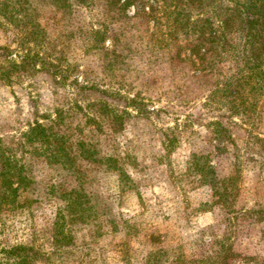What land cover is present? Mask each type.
Instances as JSON below:
<instances>
[{
	"label": "trees",
	"instance_id": "trees-1",
	"mask_svg": "<svg viewBox=\"0 0 264 264\" xmlns=\"http://www.w3.org/2000/svg\"><path fill=\"white\" fill-rule=\"evenodd\" d=\"M50 2L54 9L72 12L69 0ZM225 2L228 6L218 5ZM27 4L28 10L33 8L30 0H17L14 8ZM9 7V0H0V13H7ZM131 8L132 16L128 14ZM103 12L104 22L90 30L85 26L79 29L83 39L93 42L90 47L95 55L100 53L103 57L96 64L103 68V74L111 73L119 86L125 85L121 84V77H129L149 92L151 84L157 80L164 82L168 90L159 91L158 95L170 94V100L186 108L188 114L185 120L178 119L174 127L158 128L151 118L153 112L147 108L149 100L140 98L142 94L129 99L96 85L93 92L98 98L92 103L84 107L74 101L73 107L66 109L69 102L60 103L59 91H53L57 96L53 102L61 106H51L42 116L44 123L28 124L17 145L24 156L29 155L31 165L44 159L63 170L64 175L52 182L50 189L47 185L46 191L53 200L65 202V210L60 208V218L53 224V238L58 231L61 234L60 227L63 233L68 224L93 218V237H98V242L107 233L125 235L126 240L114 245L128 264H133L135 242L146 249L143 264H264V205L255 202L253 209L245 210L237 200L249 165L252 168H247L248 172L256 181L254 195L262 192L259 186L264 184V0H105ZM108 39L113 43L111 49L106 45ZM42 42L46 43V38ZM0 57H4V52ZM26 60H22L21 70H26ZM141 65L145 68H139ZM125 66L128 70L120 73ZM88 73L87 69L84 74ZM53 76L58 79V73ZM3 77L7 78L6 73ZM126 83L128 91L134 89L133 84ZM74 111L81 112L86 125L80 124L69 133L68 122L77 115ZM130 122L133 140L122 147L116 142L117 136L127 132ZM184 147L189 155L182 162L183 173L177 174L175 169L180 164L171 162L170 157ZM14 150L5 146L0 136V222L5 211L18 209L14 207L21 189L29 188L34 181L26 174L24 164L16 160ZM143 151L147 153L141 158ZM163 165L169 170H163ZM126 166L134 172L127 171ZM134 175L140 176V180ZM107 177L117 178L118 196L137 195L147 213L155 205L143 201L142 189L155 182L174 188L177 198L173 200L182 220L188 217V210L203 212L211 204L210 208L228 213L237 207L234 239L250 243L253 254L237 251L230 236H217L224 224L233 223L230 220L218 224L201 240L187 244L186 250L183 242L166 240L154 228L144 230L141 242L139 235L143 231L137 222H119L121 213L114 209L117 195L109 194L104 200L105 192L98 190ZM189 179L190 185L210 193L207 201L193 209L183 184ZM42 199L31 203L39 204ZM240 216L244 217L239 220ZM59 249L54 248L55 253ZM40 250L34 244L3 250L14 260L5 257L0 264L50 261V255Z\"/></svg>",
	"mask_w": 264,
	"mask_h": 264
},
{
	"label": "rangeland",
	"instance_id": "rangeland-1",
	"mask_svg": "<svg viewBox=\"0 0 264 264\" xmlns=\"http://www.w3.org/2000/svg\"><path fill=\"white\" fill-rule=\"evenodd\" d=\"M82 1L83 3L80 4L78 0H69L73 4L72 12H64V10L54 9L50 0H30L33 6L30 10H28V4L30 3L22 8H14L17 0H9L10 7L7 9V13H0V47L3 48L2 51L0 50V54L4 52V57H0V136L5 146L15 149L13 152L16 160L24 164L26 174L32 176L34 180L29 188L21 189L14 207L18 209L13 212L5 211L1 216L3 222H0V260L5 257L14 260L12 255L6 256L3 250L12 251L19 245L31 246L34 244V246L41 249L40 251L43 254L50 255V261H40L38 264L127 263L123 254H120L119 249L114 245L119 244L122 239L126 240L125 235L107 233L109 235L98 242V237H93L96 231L93 226V218L89 221L78 220L72 225L68 224L63 233L60 227L61 234L58 231V236L54 238L52 236L53 224L60 218V213H62L60 208L64 209L65 202L53 200L52 197L46 194V191H49L48 187L51 188L52 182L55 183L56 180L58 182V179L64 175L63 170L61 166L50 165L44 159H40L37 164L31 165L29 155L24 156L22 149L18 150L17 146L21 135L28 129V124L37 121L44 123L45 120L42 116L46 114L45 112L51 106L52 109L55 105L61 106L59 102H69L65 105V108L68 109L73 107V104L77 101L86 107L93 102V99L98 98V95L93 92V87L98 85L102 90H107L110 93L119 92L124 98L133 99L142 94L140 98L143 97L149 100L147 108L153 112L151 118L153 124L158 128L174 127L178 119L185 120V116L188 114L186 108H181L176 101L170 100V94L158 95L157 92L168 90L164 82H158L157 80L155 83L152 81L155 84H151L152 91L149 92L147 89L145 91V87L138 85V81L134 83L129 77H121V84H125L121 85L122 89L118 85V81L112 80L111 73L109 76L103 74V68L96 65L103 57L100 53L95 55V51L90 47L93 42L91 40L88 42L89 38L83 39L79 34V29L85 26L87 30H90L93 26H98L106 20V17L103 16L105 0H95L94 3L93 0ZM218 5L220 7L222 5L228 6L226 2ZM6 14L10 15L5 18ZM128 14L133 15L132 8ZM34 20L35 23L32 24L31 22H34ZM27 23L32 24V26L26 27ZM65 34H69V37L66 38ZM40 36L46 38V43L42 42ZM143 37L147 40V34H144ZM106 45L109 49L112 48L111 39L107 40ZM85 53L87 54L85 55ZM123 55L125 54L123 53ZM27 58V68L25 71L21 70L19 67L23 64L22 60L25 61ZM125 67L126 69H123L120 73H125L128 70L129 67ZM139 68L143 69L145 66L141 65ZM87 69L90 74H84ZM115 70L117 72V69ZM94 71L95 74H93ZM4 73H6L8 79L3 77ZM9 73H12L11 77H9ZM56 73H58V79H54L53 75ZM113 73L115 74V72ZM120 73L117 72L118 75ZM126 82L133 84L134 89L128 91L129 87L126 86ZM53 91H59L58 98L60 100L58 103L53 102L57 98L53 95L55 94ZM129 110L136 114L133 108ZM74 112L77 115L74 117L75 120L68 122L69 133L74 128L79 127L80 124L86 125V120L82 118L81 112ZM81 120L83 121L81 122ZM262 126L264 134V122ZM126 131L123 135L117 136L116 142L122 147L130 139L133 140L131 125ZM23 150H27V148H23ZM145 153L147 152L140 153L141 158ZM186 155H189V152L188 148L184 147L170 157L171 162L180 164L179 166L176 164L178 166L176 169L173 168L177 174L184 171L185 167L182 162L186 160ZM247 168L252 167L251 165L246 167L247 171L244 173V181L241 182V191L237 200L240 208L251 210L255 202L264 205V184L259 186L262 192L259 195H254L253 188L256 181L252 179L253 176ZM126 169L129 172H134L127 166ZM162 169L169 170V167L166 168L163 165ZM134 178L138 181L141 177L134 175ZM190 182L191 179L186 180L183 184L187 186L186 199L190 204H193L194 207H191L193 209L200 202L207 201L210 193L206 189L190 185ZM150 184L151 186L142 189L143 201L149 205L151 203L155 205L148 213L144 211L141 200L137 195L124 194L118 196L116 177H107L102 186L98 187L100 192H105L104 200L109 197V194L117 195L114 209L115 212L121 213L119 222L123 220H129L131 224L137 222L138 228L143 231L139 235L141 242L144 241V238H142L145 234L144 230L154 228L159 234L166 237V240H180V242H183L186 250L187 244L201 240L203 235H209L218 224L226 220L233 223L231 225L224 224L218 231L217 236L219 238L221 236V239L224 236H230L235 241L234 224L237 225L238 221L234 212H237V207L232 210V213H228V211H221L218 208H210L211 204L203 212L188 210V217L182 220L178 218V207L173 200L177 198L176 193L173 191L174 188L171 185L162 183ZM90 188L89 190L93 191V184ZM178 195L182 199L181 195ZM38 198H43V202L39 204L31 203V200H38ZM91 205L93 206V200ZM21 206H24V208H21ZM160 208L162 212L158 211ZM66 209L71 211L67 206ZM186 215L184 214V217ZM243 217L240 216L239 220ZM106 230L108 232V229ZM59 235L62 237H59ZM49 236H51V239L48 241ZM256 240L257 237H254L253 242L255 243ZM61 246L64 247L61 248ZM235 247L237 251L246 254L250 252L253 254L254 252L251 248L252 245L245 241H235ZM54 248L60 249L55 253ZM144 250L146 249L141 247L139 243H134L131 253L133 264L144 263L142 261L146 252ZM54 253L56 255H53Z\"/></svg>",
	"mask_w": 264,
	"mask_h": 264
}]
</instances>
